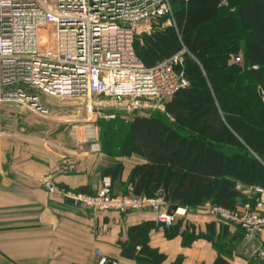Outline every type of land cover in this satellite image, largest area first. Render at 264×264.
Listing matches in <instances>:
<instances>
[{
	"label": "trees",
	"instance_id": "16d2710c",
	"mask_svg": "<svg viewBox=\"0 0 264 264\" xmlns=\"http://www.w3.org/2000/svg\"><path fill=\"white\" fill-rule=\"evenodd\" d=\"M170 3L174 25L137 36L135 51L148 67L183 53L177 71L190 89L167 99L163 112L100 122V153L110 162L100 173L123 186L120 160L136 158L141 163L123 195L162 197L188 212L207 205L238 209L244 196L238 185L264 189V0ZM241 50L243 63L232 62ZM259 198L250 195L244 205L255 209ZM150 228L129 229V241L120 243L124 258L162 264L165 256L148 246ZM199 237L192 231L185 244ZM215 264L227 263L218 258Z\"/></svg>",
	"mask_w": 264,
	"mask_h": 264
},
{
	"label": "built area",
	"instance_id": "2783aa9c",
	"mask_svg": "<svg viewBox=\"0 0 264 264\" xmlns=\"http://www.w3.org/2000/svg\"><path fill=\"white\" fill-rule=\"evenodd\" d=\"M173 25L170 0H0V108L15 104L48 118L50 106L44 98H103L131 115L146 108L145 101L169 99L190 87L184 73L177 71L183 53L148 67L137 56L135 42L144 29L162 31ZM87 109L93 111L91 105ZM6 136L0 124V138ZM99 151L96 140L91 152ZM237 189L260 197L255 209L251 204L233 210L207 205L208 216L238 226L249 239L261 236L264 189ZM86 204L98 212H149L167 228L190 213L179 208L168 215L162 197L115 196L108 177ZM95 254L99 264H126Z\"/></svg>",
	"mask_w": 264,
	"mask_h": 264
},
{
	"label": "crops",
	"instance_id": "0c3cea01",
	"mask_svg": "<svg viewBox=\"0 0 264 264\" xmlns=\"http://www.w3.org/2000/svg\"><path fill=\"white\" fill-rule=\"evenodd\" d=\"M51 107L48 118L20 106L0 108V124L8 132L0 138V264H99L96 251L109 261L139 264L123 257L120 243L129 241L130 228L146 223L151 225L148 246L165 256L162 264H215L218 258L227 264H264V234L249 239L238 226L208 216L207 207L188 213L176 231L149 212H98L87 206L102 187L100 169L110 162L88 151L91 118L76 119L84 108L58 117L66 108ZM84 122L74 137L58 130L62 123ZM81 142L86 152L79 154ZM120 161L123 186H113L115 196L123 195L131 170L141 163ZM82 188L86 193L78 192ZM243 195L238 209L250 193ZM192 231L200 237L186 245L184 237Z\"/></svg>",
	"mask_w": 264,
	"mask_h": 264
},
{
	"label": "rangeland",
	"instance_id": "374dc122",
	"mask_svg": "<svg viewBox=\"0 0 264 264\" xmlns=\"http://www.w3.org/2000/svg\"><path fill=\"white\" fill-rule=\"evenodd\" d=\"M165 25H167V22H163ZM155 29V28H154ZM154 31L152 32H147V33H140V35H138L139 39L142 38V36L144 34H149L151 35ZM142 43V40H140ZM243 59H244V53L241 50L238 55L233 56L232 58V62L237 63V64H242L243 63ZM47 101L49 104H47L49 107V109H52V106H60L61 108H66L64 110H62V112L64 114H61L58 117H64L65 115L68 116V112H72L75 110H80L81 108H84L82 110H80L82 116H78L76 119H87V115L90 116L91 118V122L89 123L91 125V127L87 128V136H85L86 141H87V137L88 135H90L89 138L91 137H95L96 139L94 141H96L97 139H99V145H100V151L97 153L101 152V128L99 127L100 122L102 121H114L116 119V117L124 120V121H130L134 116L136 115H141V116H149L152 115L156 112H163L164 111V105L167 102V99H161V100H148L144 102V106H146V108L142 109L141 112H138L136 114H128L123 108H119V107H115L113 104H108V101L106 99L103 98H99V99H95L93 98L89 104V102H85L82 100H68V101H58V100H53L50 98H47ZM88 105H91L93 108V111H89ZM16 107L17 105L15 104H9V105H4L2 108L4 107ZM86 109V110H85ZM54 111V114H58V111L52 110ZM89 112V113H88ZM51 115V114H50ZM49 115V116H50ZM110 116H115V119H110ZM54 118H58L53 116ZM76 117V116H75ZM81 125H87L84 123H78V124H64L62 123L61 126H59L58 130L61 131V133H66V134H70L72 132V135L74 137L75 132H77V128L80 129L78 131H82L81 130ZM76 126V129H75ZM83 135H84V131H83ZM80 141L84 140V137H80ZM70 140H72V137H70ZM89 146H87L88 148ZM83 149V150H81ZM79 154H81L82 152H86V146L81 142V144L79 143ZM103 179V178H102ZM102 183V181H101ZM114 186V185H113Z\"/></svg>",
	"mask_w": 264,
	"mask_h": 264
},
{
	"label": "water",
	"instance_id": "95a60500",
	"mask_svg": "<svg viewBox=\"0 0 264 264\" xmlns=\"http://www.w3.org/2000/svg\"><path fill=\"white\" fill-rule=\"evenodd\" d=\"M188 89H190V88H188ZM69 202L73 203L74 201L73 200H69ZM178 209H179L178 206L169 205L168 210H167L168 215H173Z\"/></svg>",
	"mask_w": 264,
	"mask_h": 264
},
{
	"label": "bare ground",
	"instance_id": "6f19581e",
	"mask_svg": "<svg viewBox=\"0 0 264 264\" xmlns=\"http://www.w3.org/2000/svg\"><path fill=\"white\" fill-rule=\"evenodd\" d=\"M96 138L94 137H91L90 139H89V141H88V144H89V152H91L92 150H93V145H95L96 144V141H94Z\"/></svg>",
	"mask_w": 264,
	"mask_h": 264
}]
</instances>
